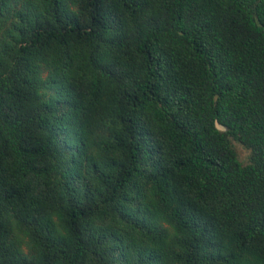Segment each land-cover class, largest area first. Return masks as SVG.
Segmentation results:
<instances>
[{
    "label": "trees",
    "instance_id": "16d2710c",
    "mask_svg": "<svg viewBox=\"0 0 264 264\" xmlns=\"http://www.w3.org/2000/svg\"><path fill=\"white\" fill-rule=\"evenodd\" d=\"M0 264H264V0H0Z\"/></svg>",
    "mask_w": 264,
    "mask_h": 264
},
{
    "label": "rangeland",
    "instance_id": "374dc122",
    "mask_svg": "<svg viewBox=\"0 0 264 264\" xmlns=\"http://www.w3.org/2000/svg\"><path fill=\"white\" fill-rule=\"evenodd\" d=\"M235 148L237 150V153H238L240 160L245 162L247 160L248 151L238 142H235Z\"/></svg>",
    "mask_w": 264,
    "mask_h": 264
},
{
    "label": "water",
    "instance_id": "95a60500",
    "mask_svg": "<svg viewBox=\"0 0 264 264\" xmlns=\"http://www.w3.org/2000/svg\"><path fill=\"white\" fill-rule=\"evenodd\" d=\"M215 124H216V127H217L218 129H221V130L224 129V126H222L219 122L216 121Z\"/></svg>",
    "mask_w": 264,
    "mask_h": 264
}]
</instances>
